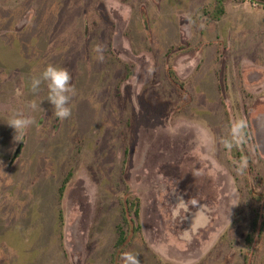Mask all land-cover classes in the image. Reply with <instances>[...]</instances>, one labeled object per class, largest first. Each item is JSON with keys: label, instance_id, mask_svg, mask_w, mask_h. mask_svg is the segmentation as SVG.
Wrapping results in <instances>:
<instances>
[{"label": "rangeland", "instance_id": "1", "mask_svg": "<svg viewBox=\"0 0 264 264\" xmlns=\"http://www.w3.org/2000/svg\"><path fill=\"white\" fill-rule=\"evenodd\" d=\"M215 7L0 0V264H121L125 251L141 264H264V0H228L219 20ZM48 64L72 76L68 119L46 84L31 91ZM18 113L34 123L16 140ZM240 119L245 139L227 148ZM127 198L141 203L129 226ZM192 198L206 212L185 234Z\"/></svg>", "mask_w": 264, "mask_h": 264}, {"label": "clouds", "instance_id": "2", "mask_svg": "<svg viewBox=\"0 0 264 264\" xmlns=\"http://www.w3.org/2000/svg\"><path fill=\"white\" fill-rule=\"evenodd\" d=\"M93 51L98 53L95 58L102 62L104 59L102 46H95ZM71 80L72 76L66 68L48 64L38 77L31 79L30 88L31 91L35 93L40 89L41 84H46L48 90L47 100L53 106V116L60 120H65L70 118L72 114L70 101L72 97L77 94V90L71 83ZM31 107L35 109L37 105L32 103ZM33 123V119L19 113L14 115L8 121L9 126H11L17 133L15 136L16 140H18L17 138L20 136V134L26 131ZM246 128L247 122L244 119L233 122L230 125V139H225L222 141L224 146L227 148H232L235 144L242 143L246 136ZM239 167L241 170L246 168L247 161L242 160ZM188 201H185L183 198H179V202L175 204L173 208V215L177 218H180L181 213H183L182 221L186 218V213L190 212ZM191 207H194L196 211H191L193 213V221L190 229L184 230L185 234L189 233L200 225V222L204 218L206 212L205 206L199 204L193 198L191 199ZM119 259L121 264H141L139 254L133 251L123 252Z\"/></svg>", "mask_w": 264, "mask_h": 264}, {"label": "trees", "instance_id": "3", "mask_svg": "<svg viewBox=\"0 0 264 264\" xmlns=\"http://www.w3.org/2000/svg\"><path fill=\"white\" fill-rule=\"evenodd\" d=\"M227 1L228 0H216V7L214 10L215 11L214 18L216 20H219L224 16L225 11H226L225 4ZM169 77H170L172 83H174V84L180 83L177 75L175 74V72L173 70H170ZM181 89L183 90V87H181ZM60 192L63 195L64 187L61 188ZM121 202H122V206H123L122 215H123L124 224H127L129 226V221L127 218V214L129 213L128 212L129 211V205H131V207L135 206V208H136L135 216L139 219L140 218V207H141L140 199L135 198L132 200V198H127L126 200L122 199ZM120 231H121V234H120V237H119V240H118L116 246L120 249H123V247L127 244L128 239H127V234L125 233V230H120ZM252 237H253V234H251L249 236V243L250 244H251Z\"/></svg>", "mask_w": 264, "mask_h": 264}, {"label": "water", "instance_id": "4", "mask_svg": "<svg viewBox=\"0 0 264 264\" xmlns=\"http://www.w3.org/2000/svg\"><path fill=\"white\" fill-rule=\"evenodd\" d=\"M20 152H21V147H19V149L17 150L15 157L19 156Z\"/></svg>", "mask_w": 264, "mask_h": 264}]
</instances>
